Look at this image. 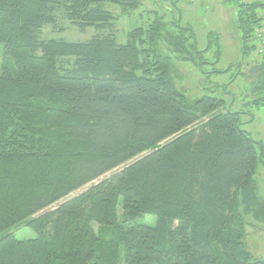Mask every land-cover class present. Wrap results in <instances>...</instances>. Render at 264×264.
<instances>
[{
    "label": "trees",
    "instance_id": "1",
    "mask_svg": "<svg viewBox=\"0 0 264 264\" xmlns=\"http://www.w3.org/2000/svg\"><path fill=\"white\" fill-rule=\"evenodd\" d=\"M108 2L140 4L0 0V44L17 71L0 72V264H264L244 241L245 215L264 221V142L241 111L222 110L225 99L189 101L176 87L158 43L185 55L190 27L170 30L156 15L120 42ZM234 2L250 53L264 2ZM65 22L95 34L44 35ZM253 83L264 105V61ZM22 225L37 236L17 238Z\"/></svg>",
    "mask_w": 264,
    "mask_h": 264
},
{
    "label": "rangeland",
    "instance_id": "2",
    "mask_svg": "<svg viewBox=\"0 0 264 264\" xmlns=\"http://www.w3.org/2000/svg\"><path fill=\"white\" fill-rule=\"evenodd\" d=\"M261 1L264 2V0ZM106 8L118 16L117 30L120 42L126 41L128 30L146 25L156 15L162 17L170 30L177 29L178 23L181 27H190L194 36H190V32L187 31L186 48L188 50L185 55L174 51L167 41L160 40L158 43L159 48L171 56V76L176 87L189 101H195L205 94L225 99L226 103L222 110L241 111L242 127L256 140L264 142V105L257 106L253 103L259 92L254 90V78L252 81L246 74L250 64L264 57L261 51L264 46V38L261 37V33L264 34V19L257 29L258 37L248 42L249 45L256 43L257 48L246 53L238 28L237 7L234 0H140L138 7L127 11L118 3L108 2ZM258 12L264 16L263 7H260ZM64 24L67 26L65 30L54 31L51 27H47L43 31L44 35L75 41L87 40L95 34L93 27L80 30L69 22ZM186 55L189 58L185 59ZM3 69L13 75L17 74L13 60L5 56L3 44H0V72ZM112 172L104 174L93 183ZM255 176L259 183V193L264 196V161H260ZM91 184L73 191L65 198L38 212L36 216L56 208L64 200L79 194ZM122 214L123 199L121 197L118 203L119 219ZM138 219L149 225H156L158 217L145 213L138 216ZM245 221L246 248L254 256L264 257V221L255 219L251 214L245 215ZM13 231L19 239L37 236V232L27 225H22Z\"/></svg>",
    "mask_w": 264,
    "mask_h": 264
},
{
    "label": "crops",
    "instance_id": "3",
    "mask_svg": "<svg viewBox=\"0 0 264 264\" xmlns=\"http://www.w3.org/2000/svg\"><path fill=\"white\" fill-rule=\"evenodd\" d=\"M261 37L264 38V34L261 33ZM263 61H264V57L262 59H260L258 62L250 64L249 65L250 67L249 66L247 67L248 70H247L246 74H247V76L249 77L250 80H252V78H254V80H255L259 76L260 71H261V64L263 63ZM253 67H255L256 69L254 71H251V68H253Z\"/></svg>",
    "mask_w": 264,
    "mask_h": 264
},
{
    "label": "built area",
    "instance_id": "4",
    "mask_svg": "<svg viewBox=\"0 0 264 264\" xmlns=\"http://www.w3.org/2000/svg\"><path fill=\"white\" fill-rule=\"evenodd\" d=\"M261 51L264 53V46H262V49H261Z\"/></svg>",
    "mask_w": 264,
    "mask_h": 264
},
{
    "label": "water",
    "instance_id": "5",
    "mask_svg": "<svg viewBox=\"0 0 264 264\" xmlns=\"http://www.w3.org/2000/svg\"><path fill=\"white\" fill-rule=\"evenodd\" d=\"M256 68L255 67H253V68H251V71H254Z\"/></svg>",
    "mask_w": 264,
    "mask_h": 264
}]
</instances>
